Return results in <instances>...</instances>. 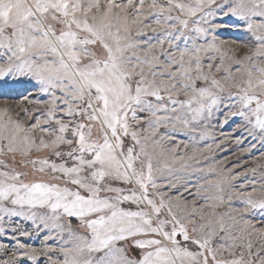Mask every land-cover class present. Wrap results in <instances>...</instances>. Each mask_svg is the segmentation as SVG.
Here are the masks:
<instances>
[{"label":"snow or ice","instance_id":"obj_1","mask_svg":"<svg viewBox=\"0 0 264 264\" xmlns=\"http://www.w3.org/2000/svg\"><path fill=\"white\" fill-rule=\"evenodd\" d=\"M4 86L0 264H264V0H0Z\"/></svg>","mask_w":264,"mask_h":264},{"label":"rangeland","instance_id":"obj_2","mask_svg":"<svg viewBox=\"0 0 264 264\" xmlns=\"http://www.w3.org/2000/svg\"><path fill=\"white\" fill-rule=\"evenodd\" d=\"M222 39L225 40H233L236 39L238 42H243L247 39V37L240 32H236L235 30H226L223 32ZM23 92V87L21 86H13L12 88H9L8 86L0 87V100L7 98L9 102H14L22 98L20 93ZM227 131V129H225ZM176 141H187V136L183 134H179L175 137ZM234 148V149H233ZM230 151L228 152H223L222 155L220 153H217V159H221L225 156H229L231 158V153L236 151L235 147H233ZM183 151V149H181ZM254 155H258V152H255ZM245 161H248V166L252 167L253 165L251 164V157L245 156L244 157ZM231 162H235L234 159H231L229 166H231ZM242 171V169H239ZM193 181H195V177H192ZM239 183V181L237 182ZM191 199V197H188ZM236 206H240L237 204ZM259 215H257V220H259ZM29 243H32L33 241H28ZM39 240L35 241V245L39 246ZM41 264H43V260L41 261Z\"/></svg>","mask_w":264,"mask_h":264},{"label":"bare ground","instance_id":"obj_3","mask_svg":"<svg viewBox=\"0 0 264 264\" xmlns=\"http://www.w3.org/2000/svg\"><path fill=\"white\" fill-rule=\"evenodd\" d=\"M234 149V148H233ZM222 155V153H220ZM217 158V157H216Z\"/></svg>","mask_w":264,"mask_h":264}]
</instances>
